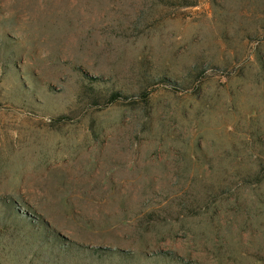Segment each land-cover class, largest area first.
<instances>
[{"label":"rangeland","instance_id":"rangeland-1","mask_svg":"<svg viewBox=\"0 0 264 264\" xmlns=\"http://www.w3.org/2000/svg\"><path fill=\"white\" fill-rule=\"evenodd\" d=\"M0 264H264V0H0Z\"/></svg>","mask_w":264,"mask_h":264},{"label":"trees","instance_id":"trees-1","mask_svg":"<svg viewBox=\"0 0 264 264\" xmlns=\"http://www.w3.org/2000/svg\"><path fill=\"white\" fill-rule=\"evenodd\" d=\"M125 98L121 92H112V95L110 96L109 101L110 103H114L115 101L121 100Z\"/></svg>","mask_w":264,"mask_h":264}]
</instances>
